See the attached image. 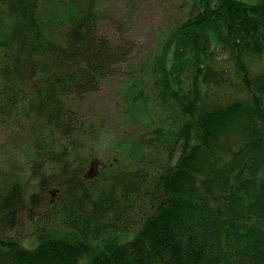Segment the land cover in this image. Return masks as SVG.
<instances>
[{
    "label": "trees",
    "instance_id": "trees-1",
    "mask_svg": "<svg viewBox=\"0 0 264 264\" xmlns=\"http://www.w3.org/2000/svg\"><path fill=\"white\" fill-rule=\"evenodd\" d=\"M98 1L0 0V122L27 113L32 164L1 162L0 264H264V0H189L151 88L127 79L144 131L94 170L78 105L133 62Z\"/></svg>",
    "mask_w": 264,
    "mask_h": 264
},
{
    "label": "rangeland",
    "instance_id": "rangeland-1",
    "mask_svg": "<svg viewBox=\"0 0 264 264\" xmlns=\"http://www.w3.org/2000/svg\"><path fill=\"white\" fill-rule=\"evenodd\" d=\"M97 4L99 34L110 40L119 36L122 45L131 43L133 50L130 58L133 62L115 67L113 74L100 84L98 90L78 105L77 117L94 129L83 149L90 158L100 161L94 165H101L98 167L100 170L102 165L111 161H125L123 155L131 151L132 142L144 131L148 117L145 114L142 119H135L130 112L125 93L127 79L136 77L144 80V87L151 88L148 67L143 70L138 65L143 61L150 64L154 62L171 27L189 13V0H99ZM137 68L141 71L135 72ZM148 113L155 120L160 116L155 104L149 106ZM18 115L20 119L16 115L4 124L0 122V169H7V165L1 162L11 161L18 171L23 172L24 177L30 178L32 164L28 162L31 154L29 136L22 127L28 123L29 117L25 111ZM127 164L124 162L123 166ZM3 179L0 173V182ZM35 190L36 187L29 191ZM47 194L50 195L51 191ZM54 194L55 197L59 195L56 190ZM23 232L20 230L11 235L21 236ZM25 232L30 233L28 230ZM19 239L28 249L39 245L37 236Z\"/></svg>",
    "mask_w": 264,
    "mask_h": 264
}]
</instances>
